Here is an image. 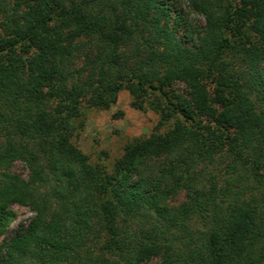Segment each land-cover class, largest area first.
Here are the masks:
<instances>
[{
    "label": "trees",
    "instance_id": "1",
    "mask_svg": "<svg viewBox=\"0 0 264 264\" xmlns=\"http://www.w3.org/2000/svg\"><path fill=\"white\" fill-rule=\"evenodd\" d=\"M175 1L18 0L25 15L0 32V264H264V0H181L205 21L187 28L193 46L165 25ZM244 29L256 43L238 41ZM231 49L244 73L225 62ZM84 51L89 107L109 109L126 90L143 109L152 90L179 116L129 145L116 175L72 143ZM174 82L186 97L168 95ZM222 154L221 185L202 173ZM148 159L167 164L140 165ZM17 161L29 181L4 171ZM181 191L188 202L171 208ZM15 204L35 217L7 233Z\"/></svg>",
    "mask_w": 264,
    "mask_h": 264
},
{
    "label": "rangeland",
    "instance_id": "2",
    "mask_svg": "<svg viewBox=\"0 0 264 264\" xmlns=\"http://www.w3.org/2000/svg\"><path fill=\"white\" fill-rule=\"evenodd\" d=\"M17 2L18 0H5L7 9L0 15V32L4 35H7L13 30V28L9 29V27L14 25L12 21L20 19L27 11L26 4L23 2L17 4ZM179 19L182 21V25L177 27L176 21L180 22ZM165 25L168 29L175 31V35L183 41L184 46H193L194 43L188 40L187 28L190 26L199 30L203 29L205 27V21L201 15L191 10L187 4L181 0H176L175 4L172 5L170 17L167 19ZM242 33V40L240 38L238 39L240 43H256L257 38L248 29H244ZM230 38L234 40L235 35ZM84 52L80 54L72 66L73 74L77 76L83 73L82 80H87L88 83L85 97L80 102L81 116L76 119L72 143L88 157L89 163L93 167L100 170L103 174L116 175L120 172L126 148L129 145L142 142L154 135L165 134L173 128L179 116L157 92L152 90L149 91L147 103L143 109L132 107L133 99L126 90L118 93L117 102L109 109L89 107L87 102L91 98L89 88L91 81L87 76L88 71L84 69L89 53L87 51ZM225 62L229 65L230 69L244 73L242 54L238 50H229L226 54ZM212 79L206 80V84L211 90L214 88ZM166 91L169 96L182 95L186 97V86L181 82L172 83L166 88ZM252 98L255 101L257 100L253 94ZM155 99L162 104L163 110H165L164 112L154 110L151 107L150 104ZM57 104H54L55 107ZM165 114L167 115L166 117L164 116ZM3 141L4 138L0 135V143ZM145 163L156 165L167 164L164 159L159 161L156 159H148L141 162L140 165H144ZM228 163V156L225 154L219 155L210 167L204 169V173L202 174L208 176L206 172H209L222 185L228 176ZM4 171L8 174L16 175L25 181H29L31 175L30 168L22 161L14 162ZM187 202L188 194L185 191L174 193L168 201L171 208H177ZM10 211L12 218L7 233L26 229L35 217L34 212L27 206L11 205ZM118 220L119 224H124V218L122 216ZM196 226L199 227V224ZM146 264H162V258H154Z\"/></svg>",
    "mask_w": 264,
    "mask_h": 264
}]
</instances>
